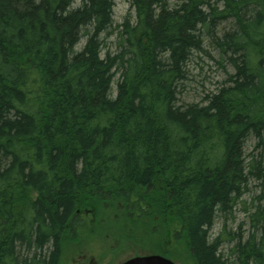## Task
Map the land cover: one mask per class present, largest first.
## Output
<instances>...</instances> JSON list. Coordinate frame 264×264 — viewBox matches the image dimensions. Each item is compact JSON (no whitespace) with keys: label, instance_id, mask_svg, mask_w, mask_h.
Listing matches in <instances>:
<instances>
[{"label":"trees","instance_id":"obj_1","mask_svg":"<svg viewBox=\"0 0 264 264\" xmlns=\"http://www.w3.org/2000/svg\"><path fill=\"white\" fill-rule=\"evenodd\" d=\"M126 1L110 52L114 0H0V264H61L97 224L264 264V0ZM211 53L231 72L180 103ZM251 186L246 223L212 238Z\"/></svg>","mask_w":264,"mask_h":264},{"label":"rangeland","instance_id":"obj_2","mask_svg":"<svg viewBox=\"0 0 264 264\" xmlns=\"http://www.w3.org/2000/svg\"><path fill=\"white\" fill-rule=\"evenodd\" d=\"M79 3V0H76V4ZM75 4V5H76ZM130 15L131 17L134 15L133 10L130 8L129 3L126 0H114L113 7V26L110 29V35L104 36L102 39H105V48L104 51L109 50L110 52L115 51V38H116V27L119 25L126 15ZM85 38L81 39L79 42L77 49H81L84 46ZM213 56L214 54L211 53ZM215 60H211L206 57L204 54H199L197 57H194L189 64V72H190V80L186 84L185 91L179 95L180 103H191V102H199L200 96L203 93L213 92L216 88H218L224 80H226V71L231 72L229 66L223 64H219L218 58L216 56ZM115 82L113 83V90L115 88ZM256 187L251 186L250 191L245 193L240 202L236 205L231 215V220L223 222L221 219H216L211 231V237L214 238L217 235L220 237H225L226 232H235L238 226L243 223H246V215L248 210L251 208L252 204V196L256 193ZM247 211V212H246ZM85 217V221L87 223H91L92 215L88 211V213H83ZM233 218V219H232ZM224 224V225H223ZM89 228V224H87ZM96 227H100L97 224L94 227H90L92 232H86V237L83 241L87 243H81V245L76 244L71 247L70 251H65V257L63 258V262L61 264H81L78 260L79 258V250L78 247L81 248L82 252L88 255L89 260H93V264H120L123 259L128 256L130 253H133L134 245L127 242L126 237H118L120 240L112 247L111 246V237L108 238L105 236L106 233L113 232V229H106L103 233L100 230H97ZM244 226H242L243 229ZM224 228V231H223ZM109 233V234H110ZM113 238V236H112ZM140 245L139 250L147 251L149 248H152L151 243L149 246H145L143 242L133 241ZM160 243H163L162 241ZM141 244L144 245L142 248ZM146 247V248H145ZM177 264H191L190 260L187 256H182V258H175V256H170Z\"/></svg>","mask_w":264,"mask_h":264},{"label":"flooded vegetation","instance_id":"obj_3","mask_svg":"<svg viewBox=\"0 0 264 264\" xmlns=\"http://www.w3.org/2000/svg\"><path fill=\"white\" fill-rule=\"evenodd\" d=\"M86 236H87L86 233H82V234L80 235L79 239H78L77 244H79V245H81V243L86 244L87 242H86V241H83V240L85 239ZM105 236H107L108 238L111 237V246H112V247H113V246L117 243V241H118L117 239H113V238H112V235L109 234V233H106ZM145 239H146V238H140V239H131V238H129V239H127V242H129V243H131L132 245H134V249H138V250H134L133 253H130L128 256H126V257L123 259V261H122L121 263H123V262H125L126 260H129V259H131V258L137 257V256H145V255H150V254H158L156 251L151 250L150 248H149L147 251H145V250H139V249H140V245L137 244V243H134V242H133V241H139V240H140L141 242L144 243L145 246H149V244H150V243H149V240H148V239L145 240ZM144 245L141 244L142 248H144ZM81 248H83V247H78V250H79V253H80L79 258H78L79 262H80L81 264H93V260H89L88 255L85 254L84 252H82ZM145 248H146V247H145ZM121 263H120V264H121Z\"/></svg>","mask_w":264,"mask_h":264},{"label":"water","instance_id":"obj_4","mask_svg":"<svg viewBox=\"0 0 264 264\" xmlns=\"http://www.w3.org/2000/svg\"><path fill=\"white\" fill-rule=\"evenodd\" d=\"M122 264H175V263L160 255H148V256L135 257L129 259Z\"/></svg>","mask_w":264,"mask_h":264}]
</instances>
